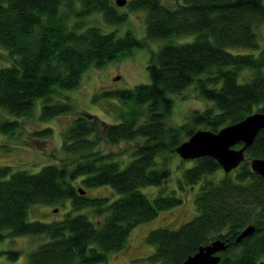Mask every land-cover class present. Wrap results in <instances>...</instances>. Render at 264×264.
Masks as SVG:
<instances>
[{
  "label": "trees",
  "instance_id": "1",
  "mask_svg": "<svg viewBox=\"0 0 264 264\" xmlns=\"http://www.w3.org/2000/svg\"><path fill=\"white\" fill-rule=\"evenodd\" d=\"M126 4L130 10L147 11L145 37H137L131 29L120 34L117 24L127 15L116 0H0V110L8 113L0 118V129L5 132H15L19 119L32 115L38 102L41 119L74 111L68 92L81 85L91 66L102 67L150 41L168 40L151 54L149 82L103 90L119 101V106H112L119 122L79 113L63 134L65 158L46 160L37 172L0 166V240L46 238L26 264L107 263L110 253L126 247L136 225L184 202L166 192L182 142L198 129L218 132L264 111V46L260 48L258 40L264 0H181L172 6L162 0H127ZM101 17L110 25L107 30ZM185 34L194 39L174 42ZM232 47L260 50L233 53ZM245 67L252 69V77L240 83L238 75ZM194 83L210 104L194 110L180 126L168 124L173 95H184ZM51 133L50 126L32 131L35 137ZM104 140L111 144L137 140L131 161L123 166L104 152ZM252 158H264V128L247 148L246 159L229 173L211 156L190 160L178 184L182 189L200 185L196 213L178 228L151 230L146 241L156 249L148 259L183 264L202 245L222 239L228 247L220 253L219 264H264V177L252 170ZM77 180L88 187L109 185L121 196L109 202V197L80 194ZM154 185L161 188L154 198L141 189ZM68 198L73 209L91 206L99 215L108 214L98 224L86 214L72 212L53 222L28 219L33 205L63 204ZM250 225L257 228L255 232L236 243ZM0 254L17 259L20 251Z\"/></svg>",
  "mask_w": 264,
  "mask_h": 264
},
{
  "label": "rangeland",
  "instance_id": "2",
  "mask_svg": "<svg viewBox=\"0 0 264 264\" xmlns=\"http://www.w3.org/2000/svg\"><path fill=\"white\" fill-rule=\"evenodd\" d=\"M168 5H176L181 0H162ZM173 1V2H172ZM120 11L126 13V20L117 24L120 34L131 29L139 38L146 36V10H130L129 6L118 5ZM95 17V16H94ZM98 17V16H97ZM94 21V19H93ZM100 24L104 30L110 25L101 17ZM194 39L193 34H185L174 39L175 43L182 44L191 42ZM259 44L260 48L264 46V24L259 27ZM168 40L150 41L148 46L143 48H133L131 53L124 55L122 58L108 62L102 67L91 66L84 74L81 85L75 90L69 91L68 94L74 99V111L62 114L50 119H41V103L38 102L36 111L32 115L24 116L19 119L18 129L11 133L0 129V166L9 165L15 169H25L30 172L39 171L46 160L59 161L66 157L62 149L63 134L66 128L74 120L75 116L82 112H89L97 116L100 120L108 123L119 122V113L112 109L113 104L120 105L118 100H113L109 96L102 94L104 91L117 90L133 87L139 83L150 81L148 63L153 51H156L161 45ZM233 53H256L259 48L251 49L248 47H232L229 49ZM2 60H0L1 62ZM1 66V65H0ZM252 77V69L245 67L240 70L238 81L240 83L248 82ZM185 95V96H184ZM184 95L174 97L172 112L166 116V122L170 125L180 126L188 122L189 115L196 109H203L209 101L200 97L195 83L191 84L184 90ZM61 97H64L63 95ZM145 109V108H142ZM8 113L0 110V118H4ZM45 126L52 128V133L45 136L35 137L32 131ZM185 139V135H183ZM138 141H121L111 144L104 140L101 149L117 157L123 166H126L132 159V150ZM193 159L181 160L180 155L174 157L172 175L168 180L166 192L177 194L183 197L184 202L174 208L162 210L154 219L136 225L129 236L125 248L109 254L107 263L99 264H159L152 262L148 256L152 254L156 247L146 241L148 233L162 226H172L178 228L182 224L192 219L195 210V197L199 191L200 185L194 187L180 188L178 178L185 168H188ZM218 172V176L221 175ZM77 190L84 189L89 197H109V202L119 198L121 194L116 192L109 185L88 187L79 180L75 182ZM151 198H154L159 186H145L141 188ZM68 212L73 215L86 214L97 224L100 220L105 219L107 214L99 215L93 207L86 206L81 209H73L71 198L66 199L63 204L55 203L51 205L36 204L29 211V220H40L44 222H53L63 219ZM46 239L41 236H5L0 240V252L7 250L20 251L17 259H12L7 254H0V264H26L29 256L38 245Z\"/></svg>",
  "mask_w": 264,
  "mask_h": 264
},
{
  "label": "water",
  "instance_id": "3",
  "mask_svg": "<svg viewBox=\"0 0 264 264\" xmlns=\"http://www.w3.org/2000/svg\"><path fill=\"white\" fill-rule=\"evenodd\" d=\"M117 5H125L127 0H116ZM264 128V111L254 112L236 123L223 127L218 132L198 129L176 149L183 159H198L211 156L217 160L225 173L238 168L246 159V150L252 145L259 131ZM241 145L240 147H236ZM252 170L264 177V158L250 160ZM81 194L85 190H80ZM257 228L248 226L237 237L236 243L252 235ZM228 247L227 240L215 239L190 255L183 264H219L220 253Z\"/></svg>",
  "mask_w": 264,
  "mask_h": 264
}]
</instances>
